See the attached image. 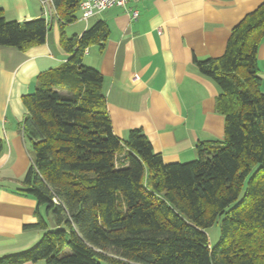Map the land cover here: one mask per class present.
I'll return each instance as SVG.
<instances>
[{
	"label": "trees",
	"instance_id": "16d2710c",
	"mask_svg": "<svg viewBox=\"0 0 264 264\" xmlns=\"http://www.w3.org/2000/svg\"><path fill=\"white\" fill-rule=\"evenodd\" d=\"M61 45L70 54L41 72L23 96V131L32 162L21 190L52 213L54 226L31 248L0 264H264V92L257 53L264 38V1L234 28L223 55L195 63L221 88L223 139L197 146L187 162H165L142 129L113 131L102 73L83 63L104 41L96 22L68 37L80 0H53ZM43 17L8 20L0 8V47L27 50L46 41ZM4 143L0 138V156ZM220 219L221 238L207 229Z\"/></svg>",
	"mask_w": 264,
	"mask_h": 264
},
{
	"label": "crops",
	"instance_id": "0c3cea01",
	"mask_svg": "<svg viewBox=\"0 0 264 264\" xmlns=\"http://www.w3.org/2000/svg\"><path fill=\"white\" fill-rule=\"evenodd\" d=\"M263 1L130 0L126 8L114 6L88 20L80 9L64 31L72 37L105 22L107 38L85 50L83 63L104 77L113 131L127 139L130 130L142 129L165 162H187L197 157L198 144L225 134V116L217 108L221 88L195 59L223 55L234 26ZM0 8L8 20L45 18L40 0H0ZM48 24L42 44L0 47V256L28 249L44 233L36 224L39 215L45 219V206L21 190L33 158L22 120L23 96L35 90L38 75L70 57L60 42L57 10ZM257 59L264 92V38Z\"/></svg>",
	"mask_w": 264,
	"mask_h": 264
},
{
	"label": "built area",
	"instance_id": "2783aa9c",
	"mask_svg": "<svg viewBox=\"0 0 264 264\" xmlns=\"http://www.w3.org/2000/svg\"><path fill=\"white\" fill-rule=\"evenodd\" d=\"M43 14L48 21L54 11L56 10L53 0H40ZM130 0H80V9L82 10V18L88 20L90 17L107 10L114 6L126 8ZM133 16L136 18L138 12H133Z\"/></svg>",
	"mask_w": 264,
	"mask_h": 264
},
{
	"label": "rangeland",
	"instance_id": "374dc122",
	"mask_svg": "<svg viewBox=\"0 0 264 264\" xmlns=\"http://www.w3.org/2000/svg\"><path fill=\"white\" fill-rule=\"evenodd\" d=\"M36 89V88H35ZM35 91V90H34ZM33 91V92H34ZM32 92V93H33ZM31 155H32V152H31ZM198 156V155H197ZM197 158V157H196ZM195 158V159H196ZM47 209H46V206H45V209H44V211H45V219H46V221H47V223L49 224V226L50 227H52V225H51V219H50V217L47 215V211H46ZM51 214V218H53L52 217V213H50ZM207 233H208V235H209V240H210V242H211V244H213V245H215V244H217L218 242H219V240H220V238H221V224H220V219L214 224V225H212L211 227H209L207 230ZM42 238V237H41ZM40 238V239H41ZM37 243V242H36ZM35 243V244H36ZM34 244V245H35ZM33 245V246H34ZM33 246H31V247H33ZM31 247H29V248H31ZM28 248V249H29ZM27 250V249H26ZM37 264H43V261H39V262H37Z\"/></svg>",
	"mask_w": 264,
	"mask_h": 264
}]
</instances>
